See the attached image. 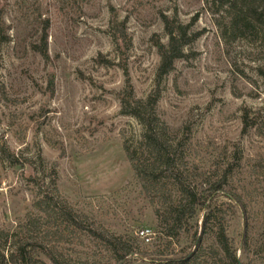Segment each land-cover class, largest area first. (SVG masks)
<instances>
[{
  "label": "rangeland",
  "instance_id": "374dc122",
  "mask_svg": "<svg viewBox=\"0 0 264 264\" xmlns=\"http://www.w3.org/2000/svg\"><path fill=\"white\" fill-rule=\"evenodd\" d=\"M164 17L202 34L157 84ZM229 18L212 0H0V229L12 230L46 192L150 254L124 264H159L192 246L184 234L179 244L162 238L132 179L123 144L138 148L144 128L121 113L120 92L130 85L138 99L156 93L155 114L185 144L189 169L228 171L210 203L228 221L237 257L264 264V180L256 175L264 165V31L223 37ZM43 33L47 58L38 50ZM236 193L247 194L244 210L229 198ZM140 228L153 232L151 242L135 236ZM74 235L56 248L72 258L103 255L90 235Z\"/></svg>",
  "mask_w": 264,
  "mask_h": 264
},
{
  "label": "trees",
  "instance_id": "16d2710c",
  "mask_svg": "<svg viewBox=\"0 0 264 264\" xmlns=\"http://www.w3.org/2000/svg\"><path fill=\"white\" fill-rule=\"evenodd\" d=\"M212 1L217 7L225 8L230 16L227 26L222 29L223 37H240L252 29L264 31V0ZM164 22L167 41L157 47V84L174 69L177 60L187 57L185 47L202 34V31H190L191 24L176 21V27H173L166 17ZM117 30L120 38L124 39L123 27L120 25ZM46 38V33H43L38 49L45 58ZM120 96L121 113L132 116L144 128L138 148L131 149L123 144L133 171L132 179L137 182L141 195L152 208L162 238L169 245L179 244L184 234L186 240L192 243L186 252L181 249L183 253L179 257L166 258L159 264H246L237 257L236 247L227 235L228 221L222 216L221 209L210 203L227 183L228 171L219 174L216 171H198L195 165L192 169L188 168L185 144L172 139L167 126L155 114L156 93L155 96L138 99L133 96L131 86L126 85ZM7 157L15 160L10 154ZM254 168L252 170L255 171ZM256 169V175L264 180V165ZM52 174L51 182L55 179V172ZM241 195L236 193L229 198H234L244 210L247 194ZM31 207L12 230L0 229V264H47L40 255L50 264H124L129 256L137 253L150 256L139 251L131 236L111 233L100 220L89 221L83 211L74 209L54 194L39 193ZM202 210L198 223L197 218ZM77 229L100 243L104 251L101 257L94 255L91 260L89 257L72 258L56 248L62 243L72 244ZM207 233L214 235L209 243L204 242ZM239 247L246 257L250 248L246 225ZM155 254L161 252L157 250Z\"/></svg>",
  "mask_w": 264,
  "mask_h": 264
},
{
  "label": "built area",
  "instance_id": "2783aa9c",
  "mask_svg": "<svg viewBox=\"0 0 264 264\" xmlns=\"http://www.w3.org/2000/svg\"><path fill=\"white\" fill-rule=\"evenodd\" d=\"M135 236L139 238L143 243L147 244L151 242L153 232L149 228H140L135 231Z\"/></svg>",
  "mask_w": 264,
  "mask_h": 264
}]
</instances>
